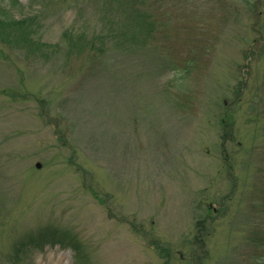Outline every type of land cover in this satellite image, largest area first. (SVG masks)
Wrapping results in <instances>:
<instances>
[{
    "label": "rangeland",
    "instance_id": "rangeland-1",
    "mask_svg": "<svg viewBox=\"0 0 264 264\" xmlns=\"http://www.w3.org/2000/svg\"><path fill=\"white\" fill-rule=\"evenodd\" d=\"M15 2L0 264H264V0Z\"/></svg>",
    "mask_w": 264,
    "mask_h": 264
},
{
    "label": "trees",
    "instance_id": "trees-1",
    "mask_svg": "<svg viewBox=\"0 0 264 264\" xmlns=\"http://www.w3.org/2000/svg\"><path fill=\"white\" fill-rule=\"evenodd\" d=\"M15 3V5L18 4L17 0ZM29 20H32V17L13 18L10 22L0 19V40L5 43H9L11 39L18 40L20 38L27 37V35L32 31V26L28 25ZM14 27L24 31H18V35H16Z\"/></svg>",
    "mask_w": 264,
    "mask_h": 264
},
{
    "label": "water",
    "instance_id": "water-1",
    "mask_svg": "<svg viewBox=\"0 0 264 264\" xmlns=\"http://www.w3.org/2000/svg\"><path fill=\"white\" fill-rule=\"evenodd\" d=\"M37 166L39 167L40 166V163H37Z\"/></svg>",
    "mask_w": 264,
    "mask_h": 264
}]
</instances>
